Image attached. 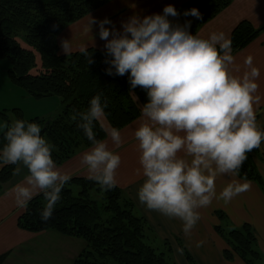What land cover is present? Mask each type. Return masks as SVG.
Here are the masks:
<instances>
[{
    "label": "clouds",
    "instance_id": "1",
    "mask_svg": "<svg viewBox=\"0 0 264 264\" xmlns=\"http://www.w3.org/2000/svg\"><path fill=\"white\" fill-rule=\"evenodd\" d=\"M184 15L202 18L196 8ZM178 16L169 4L162 14L130 16L120 30L105 27L112 24L108 18L97 21L89 16L83 31L94 46L92 28L98 25L99 37L105 41L104 62L109 65L106 74H127L129 94L135 96L132 90L140 87L147 95L141 107L143 119L134 131L140 153L135 174L143 178L137 191L139 203L179 219L184 235L190 237L200 220V208L214 199L228 204L250 188L247 180H233L217 194L215 181L239 176L248 154L264 143V128L257 121L260 70L253 57L245 59L242 74H234L231 40L223 32L207 38L193 35L191 21L180 24L169 19ZM61 47L69 55L71 40H62ZM82 52L88 64L94 63L87 46ZM102 97L103 93L93 96L84 111L74 109L71 120L78 121L77 127L91 142L81 158L88 178L102 190H111L117 185L121 157L93 131L94 122L106 115L108 104ZM2 127L6 143L0 148V167L22 163L29 170L26 185L11 189L15 203L24 209L35 194L42 193L46 203L41 219L46 222L71 176L57 168L51 155L54 146L41 135L40 125L18 119ZM106 131L114 147L120 148V130ZM176 251L183 254L181 248Z\"/></svg>",
    "mask_w": 264,
    "mask_h": 264
},
{
    "label": "trees",
    "instance_id": "2",
    "mask_svg": "<svg viewBox=\"0 0 264 264\" xmlns=\"http://www.w3.org/2000/svg\"><path fill=\"white\" fill-rule=\"evenodd\" d=\"M109 1L0 0V57L9 59L6 76L10 85L22 88L25 97L35 99L55 95L61 98L59 111L48 118L24 119L21 108L12 109L17 120L35 122L42 127L41 135L54 146L51 155L57 165L73 158L80 149L91 147L83 130L77 127L78 121L71 120L74 109L86 110L90 99L103 93L102 101L108 104L105 116L112 127L120 129L141 117L142 104L147 102V95L140 87L132 90L135 96L129 94L127 74H106L109 65L104 62V49L88 48L94 61L92 64H88L82 50L69 55L58 50L57 36L69 23ZM233 1L191 0L172 21L180 24L191 21L189 30L195 35ZM192 8L199 10L201 19L184 15ZM263 31L264 25L255 27L249 20H242L233 28L232 50L244 49ZM21 39L29 47L24 46ZM37 52L41 66L37 62ZM34 68L36 72H33ZM0 115L7 124L12 123L6 109H1ZM4 131L2 128L0 132V148L6 143ZM93 131L97 139L107 137L100 121L94 122ZM258 151L254 149L248 154L239 177L257 182L264 192V179L253 158ZM18 164L2 166L0 186L11 183ZM45 203L42 193L34 196L20 214L18 225L27 231L54 229L63 235L83 239L85 246L73 264H178L172 255V243L157 237L149 221L135 210L134 201L118 185L111 190H102L88 177L74 175L64 185L61 199L46 222L41 219ZM216 215L220 222L215 230L228 244L225 257L229 260L237 255L247 264H264L252 225H230L226 229L227 215L223 211H217ZM182 248L190 263L197 264L183 245ZM7 254L0 256V264L4 263Z\"/></svg>",
    "mask_w": 264,
    "mask_h": 264
},
{
    "label": "crops",
    "instance_id": "3",
    "mask_svg": "<svg viewBox=\"0 0 264 264\" xmlns=\"http://www.w3.org/2000/svg\"><path fill=\"white\" fill-rule=\"evenodd\" d=\"M189 1L191 0H110L79 20L69 23L57 36L58 50L61 54H65L61 47L62 40H71V52H80L85 46L104 49L105 41L99 37L98 25H93L92 28V35L95 39L94 46L90 35H86L83 31L89 16L94 17L97 21L108 18L112 24L105 25V27L111 28L114 25L116 29L120 30L121 22L127 21L134 14L141 17L154 13L162 14L164 7L169 4L173 5L179 13ZM172 18L169 17L170 20ZM244 19L249 20L255 27L263 26L264 0H234L219 15L204 24L197 34L207 38L213 32H223L231 40L233 28ZM232 55L234 56L232 65L234 74L243 73L244 61L248 56L253 57L254 65L260 70V77L256 81L259 86L258 94L261 97L257 121L264 128V31L244 49L232 50ZM237 69L239 72L236 71ZM4 81L10 85L6 75H4ZM41 99L29 98L28 102L38 105L41 103ZM142 119L141 116L119 129L123 140L120 148L114 147L108 134L104 140L108 142L109 148L116 151L121 157V164L116 174L117 185L122 187L128 197L134 201L135 210L149 221L157 237L172 243L177 263L191 264L184 251L183 254L176 251L177 248L183 250V245L197 264H247L237 255L229 260L225 257L224 251L228 248V244L215 230L216 225L220 222L216 215L217 211H223L235 227H240L245 223L252 225L257 234L259 250L264 256V192L255 181L249 180L250 188L233 198L228 204H225L223 200L214 199L209 206L200 208L198 210L200 220L192 230L190 237L184 235L182 222L179 219L168 218L157 211H149L139 203L137 191L143 178L137 177L135 174V170L139 167L140 153L138 142L134 138V131ZM99 121L105 130L112 128L106 116ZM89 148L80 149L73 158L65 161L62 165L56 164L57 168L71 177L74 175L88 177L87 166L81 163V158ZM253 158L264 179V143ZM17 168L11 183L4 187L0 186V256L8 253L3 264H73L85 246V242L81 238L63 235L54 229L33 232L19 227L18 218L25 208L22 209L16 205L15 194L11 192V189L17 184L26 185L29 170L22 163H19ZM233 180H238L240 183L245 181L239 176L218 177L215 181L217 194ZM36 195L38 194L34 196ZM201 241H203L202 246L197 247V243Z\"/></svg>",
    "mask_w": 264,
    "mask_h": 264
},
{
    "label": "rangeland",
    "instance_id": "4",
    "mask_svg": "<svg viewBox=\"0 0 264 264\" xmlns=\"http://www.w3.org/2000/svg\"><path fill=\"white\" fill-rule=\"evenodd\" d=\"M21 41L24 46L29 47L28 43H26L22 39ZM37 62L39 63V66H41L40 54L38 52H37ZM8 63H9L8 58L0 57V111L1 109H6L7 116L10 122L17 120L14 110H12L13 107H19V108L21 107L22 110L24 111L23 113L25 118L29 116H32L31 118L36 116H40L41 118H48L49 116L59 111L60 103H61L60 96L59 98L58 96L55 95L44 97L40 100L41 103H38L37 105L28 102L30 96L25 97L26 95H23L21 93L23 92L22 88H20L19 86H17L19 89L14 88L11 85H9L6 81H4V75H7L8 73ZM33 72H36L35 68L33 69ZM5 123H6L5 119L2 117V115H0V132L3 128L2 125H4ZM227 223L226 222L224 223L226 224L225 225L226 229L230 225L233 226V223L231 222L230 218ZM82 241L84 240L82 239ZM172 255L173 258L175 259L173 253V245H172Z\"/></svg>",
    "mask_w": 264,
    "mask_h": 264
}]
</instances>
